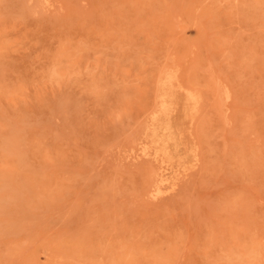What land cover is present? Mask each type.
I'll return each mask as SVG.
<instances>
[{
    "label": "rangeland",
    "instance_id": "1",
    "mask_svg": "<svg viewBox=\"0 0 264 264\" xmlns=\"http://www.w3.org/2000/svg\"><path fill=\"white\" fill-rule=\"evenodd\" d=\"M0 264H264V0H0Z\"/></svg>",
    "mask_w": 264,
    "mask_h": 264
},
{
    "label": "bare ground",
    "instance_id": "2",
    "mask_svg": "<svg viewBox=\"0 0 264 264\" xmlns=\"http://www.w3.org/2000/svg\"><path fill=\"white\" fill-rule=\"evenodd\" d=\"M200 86H201V85H200ZM204 87H205V86H204ZM171 95H172V94H171ZM174 95H176V94H174ZM170 97H172V96H170ZM174 97H175V96H174ZM176 98H178V97L176 96ZM186 99L188 100V98H186ZM186 99H185V100H186ZM166 107H167V106H166ZM166 110H167V109H166ZM166 125H167V124H166ZM167 126H168V125H167ZM167 126H166V127H167ZM164 128H165V127H164ZM164 128H163V129H164ZM171 129H172V128H171ZM154 130H155V129H154ZM164 130H165V129H164ZM164 130H162V131H164ZM179 135H180V134H179ZM181 135H182V134H181ZM179 137H180V136H179ZM174 139H175V138H174ZM180 139H181V138H180ZM168 140H169V139H168ZM156 142L158 143V141H156ZM165 142H166V141H165ZM189 144H190V143H189ZM173 145H175V144H173ZM178 145H179V144H178ZM179 146H180V145H179ZM179 146H177V147H179ZM174 147H175V146H174ZM189 149H191V148H189ZM174 150H175V148H174ZM189 151H190V150H189ZM186 153H187V152H186ZM201 153H202V152H201ZM196 157H197V156H196Z\"/></svg>",
    "mask_w": 264,
    "mask_h": 264
}]
</instances>
